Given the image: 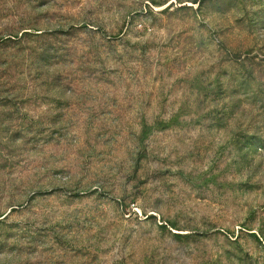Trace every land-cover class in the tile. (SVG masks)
Returning <instances> with one entry per match:
<instances>
[{
  "label": "rangeland",
  "instance_id": "obj_1",
  "mask_svg": "<svg viewBox=\"0 0 264 264\" xmlns=\"http://www.w3.org/2000/svg\"><path fill=\"white\" fill-rule=\"evenodd\" d=\"M0 264H264V0H0Z\"/></svg>",
  "mask_w": 264,
  "mask_h": 264
}]
</instances>
